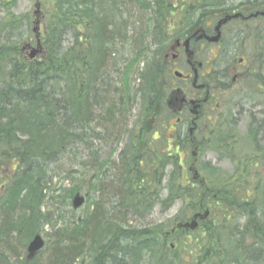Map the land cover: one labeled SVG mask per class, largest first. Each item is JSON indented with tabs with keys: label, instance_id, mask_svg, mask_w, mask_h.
Listing matches in <instances>:
<instances>
[{
	"label": "trees",
	"instance_id": "obj_1",
	"mask_svg": "<svg viewBox=\"0 0 264 264\" xmlns=\"http://www.w3.org/2000/svg\"><path fill=\"white\" fill-rule=\"evenodd\" d=\"M45 1L51 8L44 20L42 53L29 59L18 41L0 44V165L15 160L8 182L0 188V264H247L257 263L258 257L261 262L264 147L259 143L263 140L260 136L264 138V30L236 26L235 30L247 31L248 48L243 50L244 36L233 33V39L239 38V51L247 50L245 57L253 65L242 88L258 103L244 139L254 146L249 155L254 156L251 167L257 156L261 170L251 186L244 168L248 158L241 154L243 159L235 165L242 178L223 175L210 166L204 173L206 187L192 186L178 153L177 141L187 138L179 134L176 150H172L165 134L153 135L168 117L166 71L160 52L173 37L186 32L167 25L175 8L187 7L186 0ZM228 2L190 0V34L199 26L210 32L212 27L206 22L223 16L233 5L264 8V0ZM2 3L8 5L6 0ZM26 18H10V22L18 24ZM125 52L129 63L120 71L117 67ZM143 59V66L136 71L139 83L132 89L128 74ZM220 62V57L213 60L212 69L217 70ZM116 73L123 79L116 78ZM134 107L138 114L132 120ZM214 137L221 145L230 136L219 128ZM122 138L126 142L116 161L99 162L108 146L101 143V152L96 143L111 141L112 153ZM152 141L154 147L150 148ZM80 146L90 156L78 162ZM217 153L235 158L226 148ZM152 155L156 158L147 164L144 159ZM67 157L80 165L82 179L88 175L89 181L83 180L87 192L93 188L97 194L79 219L68 216L69 210L64 213L62 206L69 205L67 201L78 187L66 189L53 183L56 170L61 169L59 162ZM61 173L63 179L73 181L78 170ZM177 202L181 204L179 213L166 223L141 221L156 206L166 212ZM205 207H209V216L200 220L195 230L176 229L168 234L175 243L173 249L168 246L164 231L186 220L188 211ZM120 212L129 218H119ZM233 212L244 222L235 221L234 225L230 221ZM46 225L50 230L45 231ZM40 232L47 241L53 238L47 260L39 255L33 259L22 256L28 240ZM190 235L195 236L189 244L185 239ZM246 236L253 240L248 247L242 243ZM184 253L190 259H184Z\"/></svg>",
	"mask_w": 264,
	"mask_h": 264
},
{
	"label": "flooded vegetation",
	"instance_id": "obj_2",
	"mask_svg": "<svg viewBox=\"0 0 264 264\" xmlns=\"http://www.w3.org/2000/svg\"><path fill=\"white\" fill-rule=\"evenodd\" d=\"M187 3L183 20L178 23L169 21L167 24L172 29L185 28L186 32L183 36L173 37L160 52L167 81L165 104L168 117L164 121L163 127L169 130L171 137H176V141L179 134L187 138L177 141L181 147L178 153L181 159L193 155L192 163L195 165L200 148L210 145L211 151L214 154L217 153V147L214 145L216 129L222 128L223 131L228 132L229 141L226 144L223 141L221 144L225 146L236 138L235 131L241 124L243 115L248 114L249 123L252 122L250 115H254L257 101L250 102L248 96L243 92L242 87L253 72L250 69L253 65L249 64L245 56H241L237 60L233 55L225 58V53H223L224 59L219 63L217 70L212 69V60L219 58V53H222L220 52L221 44L208 42L202 34L204 30L201 26L195 29L198 30V33L193 34L194 30L190 36V0H187ZM230 7L225 6V9ZM245 7L247 6H235L226 10V13L229 11L231 13L240 12L237 22H240V25L246 29L250 25L256 27L264 20L262 15L248 16L251 12L261 9L252 10ZM217 21L218 18L214 21L209 20L206 25L213 28ZM231 21L225 25L234 23ZM237 22L232 24V28L235 29ZM243 28L235 30V35L244 36L247 34ZM204 32L207 35H212L213 29L210 32ZM173 39L174 42H172ZM219 45L218 53L213 54L208 50L209 47L218 48ZM168 130L166 131L168 132ZM155 132H159V128ZM239 138L241 142L242 137ZM227 151L234 154L232 146ZM206 164L209 167L214 166L210 161ZM190 166L187 168L189 172H191ZM192 182L197 186H206L205 183L197 182V180Z\"/></svg>",
	"mask_w": 264,
	"mask_h": 264
},
{
	"label": "rangeland",
	"instance_id": "obj_3",
	"mask_svg": "<svg viewBox=\"0 0 264 264\" xmlns=\"http://www.w3.org/2000/svg\"><path fill=\"white\" fill-rule=\"evenodd\" d=\"M8 3V5H3L2 0H0V44L2 43H9L12 41H18L19 43H26L28 42L29 39L34 38V31H33V21L34 19L37 18V20H39V25L38 28L35 30L36 33H40L41 35L44 32V20L46 17V13L49 11V9L51 8L50 4L48 2H46L45 0H15L13 3H11L10 0H6ZM239 2H242V0H230V2L228 3H232V4H238ZM39 3V7H35V4ZM185 9V7L180 8L178 6V9L174 10L173 15L171 16V23L175 22L178 23L180 21L183 20L184 16V12H182ZM35 10H37L35 12ZM23 15H26L27 18L22 21L21 23L15 24L10 22V18H15V19H19L20 17H22ZM15 25V26H14ZM233 29L227 25L226 27H224L222 29V41H221V50L220 45L218 48L216 47H209V51L211 53H218L219 50L222 53L220 54V58L221 61L222 59H224V54L225 53V58L229 55L234 54V58H236L238 60L239 57H244L246 56V54L248 53L247 50H245L243 53L242 51H239L240 49H238L237 52L233 53L232 49L234 48L233 46V42L232 41V37H233ZM172 42H174V39L172 40ZM243 50V49H242ZM145 62V59L140 60L137 64L133 65V69L132 71L128 74V78H129V82H130V86L132 89H134L137 84L139 83V79L136 75V71L139 67V69H141V67L143 66V63ZM129 63V57L127 55V52L123 53L121 55L120 58V64L118 65V69L120 71H123L124 67ZM116 78L118 79H123V77H119V75L116 73ZM249 98V97H248ZM250 99V98H249ZM234 100H236L234 98ZM237 101V100H236ZM252 100L250 99V102ZM138 114V109L137 107H134V109L131 111L130 113V117L129 119H136ZM254 114H255V110H254ZM248 114L243 115V118L241 119V124L239 125V127L237 126V129L235 131L236 134V138H234L233 140H231L227 145L225 146H221L219 144V142L216 140L215 138V143L214 145L217 147L216 150L218 151L219 148H226L228 150V148L230 146H232L234 148V160H231V158H226L224 159V156H220L218 153H213L211 151V146L208 145L207 147H203L200 148V151L198 152V157H197V161L195 162V165L193 162V155H191L190 157L187 158L186 163L184 165V173L187 174L186 170L188 168L189 165H193V167L199 171V180L202 179V177H204V173L207 171V169L209 168V165H207L206 163H208L209 161L211 163H213L214 167H217L221 172H223V175H232V177L235 175H238L240 178H242V176L240 175V170L236 169V165L235 163L238 162V159L242 158V155L248 158V163L245 164L244 168L248 171L246 174V177H248L249 183L251 184V186L253 185V182L256 179L257 173H259V171L261 170L260 164L257 162V156H256V163L254 167H251V161L253 160L252 158L254 156H252L250 158V153H251V148L252 145L251 143H249V140L244 139V137H247V133H248V127H249V122L250 119H248ZM261 128L264 131V122L261 123ZM168 130L167 128L165 129V127L160 126L159 127V133H153L154 136H158L161 134H165V136L167 138H169V144H170V148L172 150H176L175 145L171 144L173 142V140L176 139L175 136L171 137L169 130L168 132L166 131ZM206 137H208L206 135ZM242 137V140L240 142V138ZM263 136H260L261 139H263L259 145L260 147H264V138H262ZM126 139L122 138V140H120L119 143L115 144V147H121L123 145H125ZM101 143L102 145L105 144V146H108L106 149L105 153H102V158L99 160L103 161L104 159H108L110 158L111 160H115L117 159V155L116 154H111L110 153V149L114 147V144L109 141L107 143H103V142H98L96 143V147L98 149L101 148ZM95 144V143H94ZM152 145V146H151ZM150 148L154 147V141L151 142ZM149 148V149H150ZM101 151V149H100ZM150 151V150H149ZM102 152V151H101ZM152 152V151H150ZM81 154L85 157H89V152H87L86 150L83 149V146L79 147L78 150V158L77 161H81L83 159L81 158ZM242 154V155H241ZM190 155V154H189ZM155 159L156 157L154 155L151 156V158H146L144 159L147 164H149L150 162H153L152 159ZM246 158V159H247ZM243 159V158H242ZM213 160V161H212ZM77 161H73L70 162L68 161V157L61 159V161L59 162V166H60V170H56V177L53 178V183L55 185L61 186L63 185V187H65L66 189L72 188V187H78V192L81 195L87 194V196L85 197V202L84 204L79 207L78 209H72L71 207V199L72 197H70L68 199L67 202H69V205H67V203H62L63 207H65L63 209L64 213L65 211H68V216H72L75 219L76 218H82L84 217V215H86V212L88 210V204L91 203V200L96 197V190H92L90 189V192L88 193L87 190L89 188L86 187V185L84 184L83 180L85 181H89L88 180V175L86 174V177L84 179H82V168L80 167V165H77ZM154 164V163H153ZM153 164H151L150 166H152ZM14 165H15V160L13 159H9V160H5L4 164L0 165V188L2 186H4L8 180L9 177L11 176L13 170H14ZM213 167V166H212ZM75 169L76 171L78 170V173H76L74 175V180L71 181L72 179H63V173H61L62 171H65L66 169ZM106 169V168H104ZM263 170V169H262ZM264 172V170H263ZM95 174L97 176V170L95 171ZM106 174L107 176L110 174V172L108 170H106ZM193 173L190 172V175L187 174L188 179H190L192 177ZM187 180V178H186ZM181 182L184 184L185 180L181 179ZM92 183H94V181H92ZM191 183V181H190ZM193 183V182H192ZM193 186H196L195 183ZM59 193V191L55 192L54 195H57ZM73 196V195H72ZM55 207H57V205H54ZM59 206V205H58ZM181 204L180 203H175L174 206H172L169 210H167L166 212H163L161 210V208L159 206H156L154 208V210L151 212V214L145 219V220H141L143 223H152V224H158V223H166L167 221H169V219L172 218V216L176 213H179L180 209H181ZM206 208V207H205ZM203 208V210L205 209ZM72 210V212L70 211ZM201 211V210H200ZM60 214V210L56 211L54 214V218L52 220V222H55V215H59ZM233 214H235V212H233ZM233 214H231L232 216L230 217V221L234 222V225L237 226V223L235 221H237L239 224H241L242 222H244V218L241 216H237L236 214L233 216ZM67 215V213H66ZM191 212L189 213V211L187 212L186 215V219L188 220L190 218ZM55 219V220H54ZM229 221V222H230ZM180 222V221H178ZM221 222V220L219 221ZM61 222L56 223V227L60 225ZM135 223V221H134ZM231 223V222H230ZM48 226H45V231L50 230V228H47ZM188 229V228H187ZM165 233H163V236L167 237V231H164ZM44 233V232H42ZM199 234V231L198 233ZM195 234V235H197ZM195 235H190V238H186V242L187 243H191L192 241H194V236ZM201 239H204L202 235H198ZM169 239V237H167ZM45 241L47 242V244L45 243L46 247L44 246V248L39 252V256L42 259L47 260L48 255L50 254L51 251V244L53 243V238L52 236L49 237V242L47 241V237H44ZM243 245L244 246H249L250 244H253V240L250 237H244L243 239ZM174 243V238H170L167 241V245L169 246L170 243ZM175 244V243H174ZM173 245V244H172ZM261 245V244H259ZM27 247V245H26ZM258 247V246H257ZM263 249V254H264V246H261ZM26 255V249L23 250L22 252V256ZM184 259L188 260L190 259V255H188L187 253H184ZM257 263H247V264H264V257L263 259H261L262 261L260 262V257H258L257 259L255 258L254 261H257ZM241 263V262H240ZM184 264V262H183Z\"/></svg>",
	"mask_w": 264,
	"mask_h": 264
},
{
	"label": "water",
	"instance_id": "obj_4",
	"mask_svg": "<svg viewBox=\"0 0 264 264\" xmlns=\"http://www.w3.org/2000/svg\"><path fill=\"white\" fill-rule=\"evenodd\" d=\"M38 5V3L36 4ZM261 14H264V11L261 12ZM239 15V13H235L232 15H225L222 18H220L217 22V24L214 27V31L215 34L212 36H208L204 33H202L205 38L209 41V42H217L221 36V32H220V28L223 24H225L228 20H230L231 18H236ZM257 13L252 14V16H256ZM36 24H38V21L35 22ZM25 48V45L24 47ZM40 51V44L38 42L36 47H32L29 53V57L33 58L38 52ZM177 74V73H176ZM194 177H198V172L195 170L194 171ZM84 202V196L80 195L79 193H76L73 198H72V207L74 209H77L78 207H80ZM208 215V211L205 210L202 213H195L192 218L188 221H184V222H179L177 224L178 228H188V229H195L198 225L197 222V218L200 219H204L205 217H207ZM43 246V240L41 239L39 234H35L32 238V240L30 241L28 247H27V251H28V255L27 258H31L32 256H34V254L37 252V250H39L41 247Z\"/></svg>",
	"mask_w": 264,
	"mask_h": 264
},
{
	"label": "bare ground",
	"instance_id": "obj_5",
	"mask_svg": "<svg viewBox=\"0 0 264 264\" xmlns=\"http://www.w3.org/2000/svg\"><path fill=\"white\" fill-rule=\"evenodd\" d=\"M261 12L262 11H259V12H256L257 13V15H262V16H264V14H261ZM257 28H261L262 30H264V20L262 21V22H260L257 26H256ZM247 34H245L244 35V38H243V42H242V49H247L248 48V43H246V38H245V36H246ZM233 37H234V35H233ZM232 37V38H233ZM221 41H222V36H220V38H219V40L217 41L219 44H221ZM231 42H233V46H234V48L232 49V52L233 53H235V52H237L238 51V49H239V38H234V39H232V41ZM81 158H83V155L81 154ZM125 212H120V214H117V216L119 217V218H129V214H124ZM127 213H129V212H127ZM40 237H41V239L43 240V246L39 249V250H37V252L34 254V256H32L31 258H27V255H28V251H27V247H28V245H29V243H30V241L32 240V238L33 237H31L29 240H28V242H27V247H26V255H25V257L27 258V259H33V258H35L37 255H39V252L44 248V246L46 247V245H45V243L47 244V242L45 241V239H44V237L46 236L44 233H42V232H40ZM12 259H14V257H12Z\"/></svg>",
	"mask_w": 264,
	"mask_h": 264
}]
</instances>
